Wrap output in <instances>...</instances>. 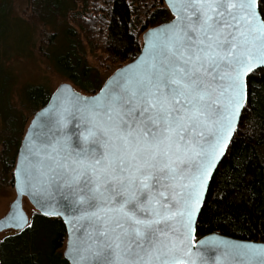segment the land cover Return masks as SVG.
I'll use <instances>...</instances> for the list:
<instances>
[{"label": "snow or ice", "instance_id": "snow-or-ice-1", "mask_svg": "<svg viewBox=\"0 0 264 264\" xmlns=\"http://www.w3.org/2000/svg\"><path fill=\"white\" fill-rule=\"evenodd\" d=\"M170 3L176 19L146 34L126 74L55 106L29 140L22 190L60 193L84 222L74 264H209L207 242L194 245L195 217L247 101L248 74L264 70V0ZM217 247L227 264H264V249Z\"/></svg>", "mask_w": 264, "mask_h": 264}, {"label": "trees", "instance_id": "trees-1", "mask_svg": "<svg viewBox=\"0 0 264 264\" xmlns=\"http://www.w3.org/2000/svg\"><path fill=\"white\" fill-rule=\"evenodd\" d=\"M26 2L30 13L18 16L5 12L8 2L0 0V169L11 188L29 119L47 105L54 91L44 84L19 89L10 58L37 54L79 92L94 95L117 69L136 59L141 35L173 19L163 0ZM72 22H80L106 54L110 66L104 73L88 64ZM248 79V100L211 182L197 221V240L220 234L264 243V70L251 73ZM66 242L63 221L35 211L24 230L13 231L0 241V264H70L64 258Z\"/></svg>", "mask_w": 264, "mask_h": 264}, {"label": "water", "instance_id": "water-1", "mask_svg": "<svg viewBox=\"0 0 264 264\" xmlns=\"http://www.w3.org/2000/svg\"><path fill=\"white\" fill-rule=\"evenodd\" d=\"M163 1L165 3L166 7L169 9L171 15L173 16V19L170 20L169 22L163 23L159 26H156V27L151 28L148 31H146L142 36V40H143L142 48H141L139 55L136 57V59L134 61L124 65L123 67L117 69L105 81V83L101 89L107 88L114 81H116L117 78L121 77L123 74H126L129 71V69L132 68L141 59V57L145 53V48H146V44H147L146 34L149 33L150 30H157L159 28L167 26L168 24L172 23L176 19V13L174 12V10L171 6L170 0H163ZM260 69L261 68L258 67L255 69V71L260 70ZM250 74L251 73L248 74V77ZM100 90L94 95H86V94H83V93L79 92L78 90H76L72 84L63 83V84L59 85L58 88L54 91V93L52 94L47 105L44 106L41 110H39L34 115L29 126L27 127L25 136H24L23 141L21 143V146L19 148L16 165H15V169L13 172L14 189H15L16 198H15L14 202L11 204L8 213L0 219V234L4 233L6 231H10V230H12V231L24 230L30 223V217L28 216V214L26 213V211L24 209V200L25 199H27L29 201V203L34 207L35 211L39 212L40 214H42L44 216H48V217L60 218L63 221V223L65 224L66 230H67V242H66L65 251H64V258L70 264H74L73 256L76 254L75 249L72 248L71 246L74 243L77 245L83 244L86 240V238L81 233V225L84 222L77 220L70 208L66 210L63 207L65 201L63 199V196L60 193L53 192L50 197H46L41 192L32 191L29 188H23V190H22V184H21L19 172H20V168L22 166H24L26 163V161H25L26 149H27V147L30 146L29 140L31 138H33L34 132L37 136L40 134L41 125L43 124V122L47 118L48 113L55 106H58V105L63 106L67 101H70L73 97V94H77L80 96L92 97V96H95L98 93H100ZM247 100H248V98H247ZM246 103H247V101L242 105L240 115L238 117L236 129L233 133V136H232L231 142L228 146V149H229V147H230V145L234 139L235 133H236L237 128L240 124V120L242 117L243 110L246 106ZM228 149L226 150L224 156L221 158L222 161H223L224 157L226 156ZM211 182H210V185H211ZM208 191H209V188L206 189V191H205L204 197L202 199L201 207L198 210V213L195 217V227L197 226V221H198L199 216L201 214V211L204 207ZM37 201H41L45 204L44 211H41V208L38 205ZM49 203L51 204V207L48 206ZM53 209H55L58 212V214H55V215L45 214L46 212H51ZM16 214H20L21 216H23L24 220L26 221V223L24 221L21 222L23 224L22 227L16 226V221L13 219V217ZM202 242H207V248H208L207 258L209 260V264H214L215 258L217 256H219L221 258V261L223 262V264H227V261L225 260V258L222 255V253L224 252V249L222 247H217L218 245H220L221 242H225L229 245H235V246H241V247L246 246V247H251V248H255V249H264V243L236 239V238H232V237H228V236H223L220 234H211V235H207L201 239H198V240L196 239L194 242L195 247L199 248V246ZM257 259H259V258H257Z\"/></svg>", "mask_w": 264, "mask_h": 264}, {"label": "rangeland", "instance_id": "rangeland-1", "mask_svg": "<svg viewBox=\"0 0 264 264\" xmlns=\"http://www.w3.org/2000/svg\"><path fill=\"white\" fill-rule=\"evenodd\" d=\"M8 4L6 5L5 12H12L15 15H24L30 13V10L27 9V2L26 0H6ZM12 1V2H11ZM31 16V15H29ZM71 26H73L80 39L82 40V47L85 53V57L88 60V64L92 67H95L102 73L105 72L106 67L110 66L107 56L104 51L100 48V45L96 40H92V37L89 36V32H86L80 22H72ZM66 26L61 28L64 30ZM62 36V33L60 37ZM142 36L140 38L142 39ZM96 39V38H95ZM11 40H14L12 38ZM10 65L15 70L16 75L18 76L17 85L18 88L21 89L26 85H34V84H44L45 86L49 87L51 90L55 91L59 85L63 83H70L69 81L65 80L63 77L59 76L58 74L54 73L51 68H49L48 64L45 60L39 57L37 54L35 56H30L28 59L25 58H17L15 59L14 55L10 58ZM115 69V67H113ZM71 84V83H70ZM75 88V87H74ZM78 90L77 88H75ZM16 102L19 101L18 96L15 98ZM32 118L29 119L28 125L29 126ZM3 123L0 120V129L2 130ZM1 149V147H0ZM2 170L0 169V219L4 217L9 209L11 204L14 202L16 198L15 189L8 186V180L2 176ZM9 177V176H7ZM24 209L28 216L31 218L32 214L35 212L34 207L29 203L27 199L24 200ZM12 230L6 231L0 234V241L6 236L9 235Z\"/></svg>", "mask_w": 264, "mask_h": 264}]
</instances>
